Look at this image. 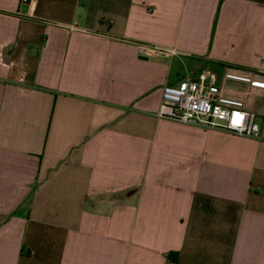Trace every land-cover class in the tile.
<instances>
[{"label": "crops", "instance_id": "1", "mask_svg": "<svg viewBox=\"0 0 264 264\" xmlns=\"http://www.w3.org/2000/svg\"><path fill=\"white\" fill-rule=\"evenodd\" d=\"M0 11V264H264V0ZM200 60L259 138L156 117Z\"/></svg>", "mask_w": 264, "mask_h": 264}, {"label": "built area", "instance_id": "2", "mask_svg": "<svg viewBox=\"0 0 264 264\" xmlns=\"http://www.w3.org/2000/svg\"><path fill=\"white\" fill-rule=\"evenodd\" d=\"M29 0H20L21 3ZM165 57L177 55L174 49L138 45ZM2 53L0 52V59ZM224 79L249 83L250 87L264 89V82L251 78V72L235 67H225ZM195 81L186 79L177 85H164L161 88L160 104L156 117L177 121L183 124L227 131L237 136L259 138L260 125L256 114L245 108L241 99L229 98L216 82L212 71H201Z\"/></svg>", "mask_w": 264, "mask_h": 264}, {"label": "trees", "instance_id": "3", "mask_svg": "<svg viewBox=\"0 0 264 264\" xmlns=\"http://www.w3.org/2000/svg\"><path fill=\"white\" fill-rule=\"evenodd\" d=\"M2 13H5V12H2ZM200 64H201L202 67L203 66H209L210 68L223 67V66L226 65L225 63H221V62H218V61H210V60H204V61L200 60ZM175 255H176L175 253L171 254V255L169 254L167 256V259L171 260V261H175L176 260V256Z\"/></svg>", "mask_w": 264, "mask_h": 264}, {"label": "rangeland", "instance_id": "4", "mask_svg": "<svg viewBox=\"0 0 264 264\" xmlns=\"http://www.w3.org/2000/svg\"><path fill=\"white\" fill-rule=\"evenodd\" d=\"M179 63H182V65H183V64H184V65L186 64V62H185L184 59H183L182 61H179ZM184 65H183V66H184ZM204 70H206V71H207V70H208V71H211V68H210L209 66H203V67H202L201 65H199L198 68H197L196 70H193V71H194V74H195V73H197V72H201V71H204Z\"/></svg>", "mask_w": 264, "mask_h": 264}, {"label": "water", "instance_id": "5", "mask_svg": "<svg viewBox=\"0 0 264 264\" xmlns=\"http://www.w3.org/2000/svg\"><path fill=\"white\" fill-rule=\"evenodd\" d=\"M192 81H195V79H192Z\"/></svg>", "mask_w": 264, "mask_h": 264}]
</instances>
